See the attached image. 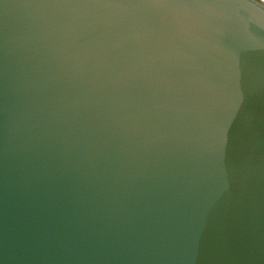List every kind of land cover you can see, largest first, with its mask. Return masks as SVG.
Instances as JSON below:
<instances>
[{"label":"water","instance_id":"water-1","mask_svg":"<svg viewBox=\"0 0 264 264\" xmlns=\"http://www.w3.org/2000/svg\"><path fill=\"white\" fill-rule=\"evenodd\" d=\"M0 264H264V0H0Z\"/></svg>","mask_w":264,"mask_h":264}]
</instances>
